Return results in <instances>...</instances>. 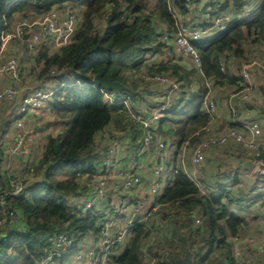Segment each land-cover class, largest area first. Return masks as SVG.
Masks as SVG:
<instances>
[{
    "label": "trees",
    "instance_id": "obj_1",
    "mask_svg": "<svg viewBox=\"0 0 264 264\" xmlns=\"http://www.w3.org/2000/svg\"><path fill=\"white\" fill-rule=\"evenodd\" d=\"M183 2L175 0L186 15L189 12L184 9ZM218 5L220 10L216 9L215 13H229L232 21L224 30L207 31L193 41L201 67L186 73L180 65H171V60L143 62L144 54L157 55L165 48L172 50L177 20L169 13L167 0H0V34L2 30H8L7 25L15 14L33 17L52 7L57 10L82 8L80 27L71 41L51 53L47 46H41L35 57L37 63L42 62L40 77L57 69L63 79L70 76L74 83L69 85L65 80V84L54 89L47 100V108L61 128L45 133L41 153L33 158L32 173H40V177L31 184L26 181L25 185H28L23 194L6 197L7 206L19 216V226L0 228V264H38L46 255L55 233L64 232L78 242L98 230L99 211L91 209L81 214L78 209L68 206L63 195L86 191L88 177L96 172V165H100L97 137L103 130L113 127L123 133L131 126L140 136L142 132L121 103L112 104L104 97L105 91L124 96L130 107L139 111L154 107L148 100L143 108L137 104L153 94L143 88V83L151 81L143 80L142 75L151 77L170 71L176 77L168 75L184 81L183 86L190 83L189 77L185 76L197 75L201 85L208 79L216 87L232 83L244 87L245 84L228 71L231 65L228 61L242 57L241 42L248 37L264 48V0H224ZM227 7H231V11H225ZM247 8L250 14L243 16ZM97 17L105 20L102 30L96 26ZM195 19L196 23L203 24L202 27L210 26L205 18L203 21L195 16ZM159 20L168 29L167 35L162 25L159 26ZM97 74L118 81L125 88L119 92L105 90L91 81L90 77ZM78 80L80 84H77ZM161 86L158 93L165 87ZM187 93L180 86L177 95L170 99L169 106L162 112L158 134L173 135L183 142L208 126L212 115L202 108L205 90L200 88L192 98ZM184 100L185 106L179 107ZM163 124L168 126L167 130H161ZM116 125L119 129L114 127ZM262 156L264 158V150ZM226 176L230 180L238 177L237 174ZM11 177V174L0 175V193ZM222 188L201 194L182 170L174 172L163 190L154 197L158 205L156 212L146 221H140V217L133 220L128 243L111 254L112 263L153 264L152 259L157 258L156 264H176L188 249L192 264H238L241 257L235 256L231 238L242 236L247 224L229 206L231 202L241 201L239 194L227 191L225 186ZM244 250L243 246L242 255ZM72 252L73 249L67 250L55 264H66ZM161 255L163 259L159 260Z\"/></svg>",
    "mask_w": 264,
    "mask_h": 264
},
{
    "label": "built area",
    "instance_id": "obj_2",
    "mask_svg": "<svg viewBox=\"0 0 264 264\" xmlns=\"http://www.w3.org/2000/svg\"><path fill=\"white\" fill-rule=\"evenodd\" d=\"M168 11L171 16L177 20L176 22V35L174 37L175 50L182 58H190L195 64V68L200 70L201 60L199 53L193 46V41L198 40L201 36L205 35L207 31L215 30L221 31L227 27V24L232 21V16L226 12L219 13H207L206 23L210 26L202 27L195 21L182 22L184 14L180 11V7L175 3V0H167ZM183 7L187 12H191V0H184ZM66 18L61 19L63 15L59 14L56 7H52L50 10L36 16L32 22H28L25 18L18 21L10 31L2 30L0 34V56L9 49L11 42H19L21 40L26 41V45L29 48L42 42L44 39L48 45L57 47L59 49L68 44L74 36V24L76 13L71 9H66ZM250 9H245L243 16H248ZM26 36V38H24ZM173 43V42H172ZM167 54L166 50L162 53L153 55L154 61L158 60L160 55ZM155 62V63H157ZM264 73V66H260ZM17 72L15 73L14 71ZM241 76L245 82L244 87L240 90L243 94H240L241 99H245L251 93V80L252 75L248 67L244 66L240 70ZM4 73H9L20 77L18 72V60L15 56H10L8 60L0 64V76ZM145 79L158 82L162 85H168L170 90L177 91L180 88V81L172 79L167 74L161 75L159 73L147 77ZM93 79V75L90 77ZM212 83L205 79V86L210 88ZM209 88L204 95V107L205 110L211 113L213 119L215 101L209 97ZM52 94V91H50ZM50 92H45L43 89L34 88L27 92L20 101L14 105L13 113L10 119V125L16 130L12 136V143H9L2 148L4 141L3 137H7L8 130L4 132L0 137V148L6 155L7 161L11 158H20L29 148L25 144L26 121L29 120L31 110H35L42 104ZM18 91L16 88H6L0 92V103L7 102L12 103L16 101ZM104 97L112 104H122L123 108L127 109L130 118L133 122L138 124L141 128V136L138 145L134 148L130 156L128 157L127 166H122L121 163V141L123 139V133L113 130L111 135L107 133V130H103L102 134L109 136V144L107 149L100 159V165L96 167V172L88 177L86 182V191L84 193L66 194L63 195L64 201L73 209H78V212L84 214L86 211L96 209L99 212L101 207L106 208L108 204L111 207V215L108 212L107 216L104 214L99 220V228L95 234H88L82 240L76 242L73 238L69 237L64 232L55 233L50 240V247L46 251V255L38 261V264H55V260L64 255L67 250L73 249L70 256V260L66 264H114L111 261V254L115 246L118 243L125 241V237H129L131 234V225L133 220L140 217V221H146L150 216L158 209L157 202L155 200L149 201L147 195L155 197L162 191V185H164V178L166 173L170 171L171 175L178 170H182L187 177L199 188L201 194H206V189L203 186L202 181L198 177L195 169L199 168L205 160L206 151L217 145H226L230 140L239 143L244 151V160L251 161V166L248 169L249 175L255 181L264 182V158L262 152L264 150V132L263 125L259 121H245L241 119L232 120L234 126H228L230 129L225 130L220 134L212 132L210 135H206L205 132L210 131L209 126L198 130L192 136L186 138L181 142L179 146L180 154L178 159V165L170 166L167 164V150L168 142L162 139L156 133L158 128L162 112L169 106L168 96L163 102H160L156 108H150L147 110L143 108L139 111H134L130 107V103L124 99L122 95H116L113 92L105 91ZM235 94V93H233ZM233 95L230 96L232 98ZM170 100V99H169ZM231 103V102H230ZM235 109L234 106L230 107L229 114ZM204 131V134L200 135V139L191 144V140L195 135H199ZM204 136V137H203ZM161 139V140H159ZM193 146V147H192ZM192 147L189 154V162L194 170H188L184 163V156L188 149ZM27 149V150H26ZM149 158V155L151 154ZM123 156V155H122ZM152 159H156V162L151 166L150 181L149 184L144 185L142 181L141 173L149 165ZM30 172L33 170V166L29 167ZM166 181V179H165ZM26 182V181H25ZM25 182L19 179L9 180V188L4 189L0 193V228L6 226L18 227L17 212L7 206V196L20 195L25 192ZM109 189L119 192L121 200H117L115 203H107L106 197H109ZM139 193L138 199H134V194ZM130 200L132 202H130ZM264 212V205L259 207ZM109 216V218H107ZM114 217V218H111ZM198 222V220H196ZM234 243V254L238 255L239 250L236 248V241ZM240 250L241 247L239 246ZM262 251V249H261ZM242 252V250H241ZM264 253V250L262 251ZM262 264V262L260 261Z\"/></svg>",
    "mask_w": 264,
    "mask_h": 264
},
{
    "label": "rangeland",
    "instance_id": "obj_3",
    "mask_svg": "<svg viewBox=\"0 0 264 264\" xmlns=\"http://www.w3.org/2000/svg\"><path fill=\"white\" fill-rule=\"evenodd\" d=\"M252 1V0H250ZM224 2V0H192L191 1V13H187L186 15H184V17H182V22H187V21H194L193 19H195V16L198 19H204L205 18V22H206V15L207 13H213L215 12V10L219 9V3ZM250 6V5H248ZM231 9V7H227L225 9V11H229ZM72 10L77 14L74 21V28H75V33L77 32V30L80 27V23H81V13H82V8L81 7H74L72 8ZM59 14L63 15L61 17V19L66 18L67 13H65L66 9H58ZM231 11V10H230ZM44 14V13H43ZM39 17V16H38ZM22 18H25L28 22H32L35 18H37L36 16H29L27 14L20 16L15 14L12 19L11 22L9 23V25H7L8 30L10 31L12 29V27H14V25L20 21ZM197 20V19H195ZM96 26L98 29L104 28V23L105 20L100 19L99 17L96 18ZM156 21H158L156 19ZM204 22V24H205ZM159 26L162 25V30H165L164 34H168L169 31L168 29H166V26L163 25V22L161 20H159L158 22ZM201 24V23H199ZM203 25V24H202ZM201 25V26H202ZM161 28V27H160ZM74 33V35H75ZM163 41V39H160ZM22 40L21 42H11L9 45V49H6L7 51L2 54L0 56V64L6 62L8 60V58H10V56H15L16 59L18 60V72L20 74V77L15 78L14 75L9 74V73H4L2 76H0V92L3 91L6 88H16L18 91L17 94V98L15 102L12 103H7L2 102L0 103V136L6 132H8V136L7 137H3V141L4 144L2 145V148H4L8 143L9 145L12 143V136L11 134H13L16 130L14 129L13 126L9 125L10 119L9 116L11 118V115L13 113L14 108H16L14 105L17 104L18 101H20L21 98H23V96L31 91L34 90V88L37 89H43L45 92H50V91H54V89H56L57 87H60L62 85H64L65 80L67 81V83L69 85H71L72 83H74V81L72 80V78L70 76H68L66 79H63V74H61V71H58L57 69H52L48 74L40 77L39 73H40V69L42 67V62H36L35 61V57L37 55L38 50L40 49L41 46H47L48 47V51L51 53L55 48H57L55 45L52 48V46L48 45L47 42L42 39V41L45 42H41L38 43L37 45L33 46L32 48H29L27 45L25 46L26 43H24ZM171 49L165 48L164 50L167 51V54H163L162 56L160 55V57H158V60H160L159 62H169V60H171L170 64H177L180 65V67L185 70V72H189L192 68H194L195 66V62L193 60H190V58H182L180 55L177 54L176 50H175V45H174V40L173 43L171 45ZM241 50H242V57L240 58H231L228 61V64L231 62L230 65V69L228 70L231 74H234L238 80H240V82H242V84L244 82L242 76H241V68L246 66L249 69H251L252 72V80H251V93L248 95L247 98L242 99L241 103L244 104V102H249V105H257V104H261L263 105L262 108H260L261 110L258 111L259 115L260 114H264V112L262 111L264 109V73L263 70L260 66H264V49H261L257 44H255L254 42H252V39L250 37H248L245 41L241 42ZM162 52V51H161ZM154 55V54H153ZM153 55L148 53V54H144L143 55V62H149V64L154 63V59H153ZM15 73L17 72L14 71ZM170 75L172 73H170V71L168 72ZM168 73H166L168 75ZM173 75V74H172ZM169 76V75H168ZM94 77V76H93ZM141 78H143L142 76H140ZM173 77H176L175 75H173ZM186 78H188V80H190V83L187 84L185 86L184 85V81L181 82V88L186 91H191L192 93H187L189 94V96L192 98V96H195L198 94L199 89H204L205 93L207 90V88H209L208 86L206 87L205 85H201L199 83L198 77L197 75H187L185 76ZM241 78V79H240ZM143 80H147V81H151V82H145V84L143 83V88H147L148 90H150L153 94H151V96H149V98H147V100L149 102H151V104L156 108L157 105L160 104L161 101H163L167 96H168V102H170L172 99V97L174 95H177L178 90L177 91H171L170 87L168 85H162L158 82L152 81V80H148V79H143ZM62 81V83H61ZM93 82V79L91 80ZM152 82L157 83L156 84H152ZM76 83V82H75ZM81 82L78 80L77 84H80ZM159 84V85H158ZM203 84H205V80L203 81ZM160 85L165 86L162 87L163 91L161 93L160 92ZM210 88H209V97L213 99L212 95H214L215 89L217 88L216 86H214V84H209ZM183 86V87H182ZM222 86V85H221ZM239 86V83L235 84H225L221 87V89L224 91L223 93V104H226L227 102V106H228V111L230 109V107L234 106L232 103H230V96L232 93H236L239 94L238 96H240V94H243V92H241L243 89V85L240 87H236ZM240 88V89H239ZM147 89L145 91H147ZM242 89V90H241ZM166 90V92H165ZM241 90V91H240ZM193 93H195V95H192ZM204 93V95H205ZM165 94V97H164ZM51 96V92L50 95L43 100L42 104L39 105V107H37L35 110H31L30 112V116L28 117L29 120L26 121V132H24L25 134V144L26 146L29 148V151L27 150V153H25L23 156H21L20 158H11L10 160L7 161L6 155L4 154V152L2 151V149L0 148V154L1 159H0V175H10L11 174V178L12 179H19V181L23 180V182L27 181V182H33L35 180H38V178L40 177V173L35 174L34 172H30L29 170V166L33 163V158L37 155L38 150L41 147V144H43V140H44V135L47 131H49L50 133L56 132L55 130L58 129L59 127L61 128V126L58 123H55V117L52 115V113H50L49 109L47 108V100L49 99V97ZM162 96V97H161ZM181 96V95H180ZM204 97V96H203ZM229 97V98H228ZM229 100H228V99ZM186 100H184L183 102H181V107H184ZM215 101V99H214ZM229 101V102H228ZM237 105L240 102H236ZM214 107L215 110L214 112H216L217 109V103L215 101ZM248 104V103H247ZM248 105V106H249ZM220 108V107H219ZM179 111H182L183 109L178 108ZM232 114L234 115H229L230 121L232 120H236L238 118V114H237V110L233 109V111H231ZM258 116V115H257ZM214 118V115H213ZM226 125V124H225ZM176 129V128H175ZM230 129L228 126H225L223 128V130H217L215 131L216 134H220L222 132H224L225 130ZM158 132V129H156V133ZM197 132V131H196ZM195 134V133H194ZM207 136V135H204ZM203 136V137H204ZM1 138V137H0ZM195 138V136H194ZM194 138L191 140V144L195 143L198 141V139ZM161 140V139H159ZM108 145V140L107 142L99 139V146L100 147H104ZM193 147V146H192ZM192 147L190 149H188L187 151V156L189 157V154L191 153ZM223 145H217L214 147L209 148L206 153L209 154V152L211 153L210 155H217L216 158H221L220 156L222 154H224V150L223 149ZM226 154V153H225ZM3 157V158H2ZM235 158V157H234ZM206 159V157H205ZM215 157L212 158V160H214ZM210 160V159H208ZM234 161V159H232ZM231 158H226V159H221V162H219L216 166L215 172L217 171L218 175L212 176L214 177V180L211 179V181H209V185L210 186H216V182H226L227 178L226 175H232L233 173L235 174L234 171H232L231 174H227L226 172L228 170H231V166H233ZM205 161V160H204ZM236 180V179H234ZM9 181V179H8ZM228 182V180H227ZM262 184V186L264 187L263 182H260ZM220 183H218L217 185H219ZM258 183L255 184H250L248 183L246 186H237L234 187L237 190L235 191L236 193L239 194L238 198H241V200H243L242 202H246V199H252L251 197V188H254L255 193L253 194L254 196H258L257 194H259V200H263L264 198V189L262 190H256V185ZM9 184L6 185L5 189L7 190L9 188ZM28 185V184H27ZM26 185V187H27ZM221 185V184H220ZM241 190V191H240ZM110 192V194H108L109 197H106L105 200L107 201V203H115L117 202V200H121V194L119 192H115L113 190H108ZM115 193V194H114ZM229 193V192H228ZM232 193L234 194V192L232 191ZM229 193L230 196L232 197L233 194ZM235 193V194H236ZM206 194H208V192H206ZM249 194V195H247ZM258 198V197H256ZM225 201V200H224ZM130 202H132L130 200ZM244 202V203H245ZM237 203V201H236ZM235 203V204H236ZM243 203V204H244ZM110 204H108V206L106 208L101 207L100 211L101 212H97L99 214V219L100 217L104 214V216H107L108 212L111 215V207L109 206ZM246 206V205H244ZM252 207V206H251ZM247 208V206L245 207ZM244 212L243 214H246L250 219H249V225L246 227V231L243 233L242 238L240 235L238 236H234L231 238V241H236V248H238L239 250V254L235 255L237 258H239L237 260V263L240 264L239 262H243L244 264H261L260 261L262 262V264H264V253L262 252L264 250V216L261 214H256L255 209H249V211L247 212L246 210L242 211ZM107 213V214H106ZM264 214V212H263ZM109 218V216L107 217ZM114 218V217H111ZM196 223V222H195ZM196 225H199V223H197ZM129 237L131 236V234L128 235ZM129 237H125V241H123L122 243H118V245L115 247V249L113 250V252H117L121 249H123L127 243H128V238ZM239 246L242 247L244 246L245 250L243 251L244 255H242V252L239 248ZM254 246H256L257 248H254ZM247 247V249H246ZM262 249V251H261ZM163 259V255H161L159 260ZM239 261V262H238ZM152 263L156 264L157 263V258H153L152 259Z\"/></svg>",
    "mask_w": 264,
    "mask_h": 264
},
{
    "label": "crops",
    "instance_id": "obj_4",
    "mask_svg": "<svg viewBox=\"0 0 264 264\" xmlns=\"http://www.w3.org/2000/svg\"><path fill=\"white\" fill-rule=\"evenodd\" d=\"M208 31H211V30L209 29ZM258 46L261 49H264L260 45H258ZM249 70L251 71V69H249ZM251 75H252V72H251ZM222 86L217 87L215 89L214 95H212L213 100L215 99L218 107L216 109V112H214V118L208 124L210 131L205 132L206 135H210L212 132H215L217 130H223V128L225 126H229V124L232 123L230 121V118H229L230 114L228 111L227 102H226V104H223V93H224V91L221 89ZM188 93H192V90L190 92L188 91ZM192 95H195V93H193ZM231 95H233V96H232V98H230V102L234 105L235 109L237 110L238 119L245 120V121H251V120L252 121H259L260 124H262L264 127V114L259 115V113H258V111L261 110L260 108H262L263 105H261V104H257L256 106L255 105H249V102H246V101L243 104V103H241L242 99L240 98V96H238L239 94H236V93L233 94L232 93ZM145 97L143 99L139 100V102L137 103V104H139L140 108H143L142 105H144V103H147V98H149V97H147V96H145ZM186 98L187 97L185 96V99ZM236 102H240V103L237 105ZM136 106H137L136 108H139L138 105H136ZM179 107H181V106H179ZM152 108H154V107H152ZM202 108L205 109L204 97H203V101H202ZM149 110H151V109H149ZM262 111L264 112V109ZM9 124H10V122H9ZM114 127L119 129V126H117V125ZM160 128H161V130H167L168 126L163 124L162 126L160 125ZM133 129H134L133 127L127 126L125 128V130H123V134H122L124 140L121 141V154L123 155V156L121 155V163H122V166H124V167L127 166L128 157L130 156V154L132 153V151L137 146V144L140 140L139 133L135 132ZM113 130H115L113 127H112V129H107V133L110 134L111 131H113ZM263 132H264V129H263ZM201 134H204V131L201 132L199 135H196L194 140L195 139L199 140ZM158 136H160L162 139H164L165 141L168 142V150L166 152L167 157H168L167 158V164L170 166L176 167L179 164L178 159H179L180 151H178V150H179V146L181 144V141L179 142V140L175 136H173V135L171 136L169 134L166 136L162 133H159ZM99 139L107 142L108 136L103 135V134H99L97 137V143L98 144H99ZM108 144H109V141H108ZM107 146L108 145L104 146L103 148L98 146L97 151L101 154L100 159L103 157V155L105 153L104 149L107 148ZM223 146L224 147L222 150H224V154H222L220 156L221 158H218V157L216 158L217 155H213V156L210 155L211 154L210 152H209V154L206 153L205 154L206 159H205L204 163L199 168L195 169L196 173L198 174V177L202 181L203 186L205 187L207 192L208 191H218L219 189H223L222 187H224V186H225L227 191L235 192L237 190L236 188H234V187H236V185L237 186H243V185L246 186L248 183H250V184L257 183L255 181V179L250 177L249 170H248L249 168L246 169L241 165V163L244 161V151L242 149V146L233 140H230L226 145H223ZM41 148H42V144H41V147L38 150L37 155L35 157L39 156V154L41 153ZM151 155H152V152L149 155V158L151 157ZM213 157H215L214 160H212ZM226 158H231V160L234 159V161L233 160L231 161L233 164V166H231V170H228L226 173L231 174L232 171H234L235 174H237V176H238L237 180L226 179V182H218V181L216 182L217 184L220 183L221 185L216 184V186H214V187L210 186L208 184L209 181H211V179L214 180V177H212V176L218 175L217 174L218 170H216V172H215V169L217 167L216 165L219 162H221V159L223 160ZM208 159H210V160H208ZM155 162H156V159L155 160L152 159L149 162V165L141 173L142 181H144V185H146V183L149 184L150 175H151L150 169H151V166ZM184 163L186 164V168L188 170H191V171L194 170L193 167L191 166L190 162H189V157L187 156V153L184 156ZM96 167H98V164L96 165ZM170 176H171V173H170V171H168L166 173V178H164V185H162V190H163L164 186L166 185V183L168 182V179L170 178ZM165 179H166V181H165ZM227 180H228V182H227ZM238 180H239V183L237 182ZM263 184H264V182H263ZM262 189H264V187L262 186V184L260 182H258V184L256 185V190H262ZM250 190H251L252 199H246L247 201L246 202L244 201L245 203L242 202L243 200L237 201V203L235 202L236 204L234 202L233 203L231 202V204L229 205L230 208L234 212H236L238 215H240L244 218V220L246 221V224H247L246 227L249 225V219L250 218L246 214H243L244 212H242V211L246 210L248 212L249 209L251 208V209H255L256 214L259 213V214L264 216L263 211H261L259 209V207L263 206L262 201L259 200V198L257 199L253 195L254 191H255L254 188H251ZM109 194H110V192H109ZM138 194L139 193L134 194V196H133L134 199L139 198ZM147 196L149 198V201L154 200V197L149 196V195H147ZM258 196H259V194H258ZM244 205H246L247 208H245L246 206H244ZM245 231H246V229H245ZM241 238H242V236H241ZM254 248H257V247L254 246ZM246 249H247V247H246Z\"/></svg>",
    "mask_w": 264,
    "mask_h": 264
},
{
    "label": "water",
    "instance_id": "obj_5",
    "mask_svg": "<svg viewBox=\"0 0 264 264\" xmlns=\"http://www.w3.org/2000/svg\"><path fill=\"white\" fill-rule=\"evenodd\" d=\"M26 38V36L24 37ZM93 83L100 85L101 88L105 89V90H112L114 92H119L121 90H123L125 88V86L123 84H121L118 81H114L111 78L108 77H103L99 74L94 75L93 77ZM241 165L244 168H250L251 166V161L249 160H244ZM176 264H192V254L191 252L186 249L185 250V254L182 258L177 259L176 260Z\"/></svg>",
    "mask_w": 264,
    "mask_h": 264
}]
</instances>
